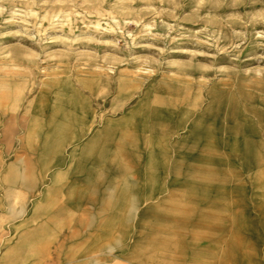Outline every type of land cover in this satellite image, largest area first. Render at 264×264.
I'll use <instances>...</instances> for the list:
<instances>
[{
  "label": "rangeland",
  "instance_id": "374dc122",
  "mask_svg": "<svg viewBox=\"0 0 264 264\" xmlns=\"http://www.w3.org/2000/svg\"><path fill=\"white\" fill-rule=\"evenodd\" d=\"M0 264H264V0H0Z\"/></svg>",
  "mask_w": 264,
  "mask_h": 264
},
{
  "label": "bare ground",
  "instance_id": "6f19581e",
  "mask_svg": "<svg viewBox=\"0 0 264 264\" xmlns=\"http://www.w3.org/2000/svg\"><path fill=\"white\" fill-rule=\"evenodd\" d=\"M133 123V122H132ZM63 133V134H62ZM65 134V128L61 127V129L59 130V133L58 134H55V132H52V133H48V136H46V139L44 141V146L46 148L47 151H51L54 149V152H56L61 143H62V138L60 136H64ZM58 137L57 140H55V143H49V139L50 137ZM49 141V142H48ZM138 148L139 150H137V153L138 154V151H140V154L144 157V161H145V165H143V168H144V173H145V176L147 177V179L145 180L144 182V188L146 189V192L143 194V200H147L151 197L152 194H157L158 192L161 191V186H160V183L158 181H154L152 178L153 177H156L155 175V171L154 169L152 168V165H153V160H152V156H154L153 152L156 153L157 155L160 154V152H158V148L160 146V144H157V146H151V147H148L147 150L145 151L143 149V145L140 144V142L138 141ZM145 151V152H144ZM139 154V155H140ZM155 154V155H156ZM119 155H123L122 151H119V150H115L113 152V155L114 157H117ZM139 155H136L138 159H141V157ZM146 155V157H145ZM117 167V166H116ZM115 168L112 166L110 168V170H114Z\"/></svg>",
  "mask_w": 264,
  "mask_h": 264
}]
</instances>
